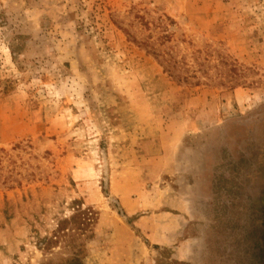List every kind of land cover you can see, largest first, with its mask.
Masks as SVG:
<instances>
[{
    "label": "rangeland",
    "instance_id": "374dc122",
    "mask_svg": "<svg viewBox=\"0 0 264 264\" xmlns=\"http://www.w3.org/2000/svg\"><path fill=\"white\" fill-rule=\"evenodd\" d=\"M77 208L85 264H264V0H0V264Z\"/></svg>",
    "mask_w": 264,
    "mask_h": 264
},
{
    "label": "trees",
    "instance_id": "16d2710c",
    "mask_svg": "<svg viewBox=\"0 0 264 264\" xmlns=\"http://www.w3.org/2000/svg\"><path fill=\"white\" fill-rule=\"evenodd\" d=\"M169 69L174 68L172 61L165 59ZM95 215L90 208H77L76 212L69 218L62 220L57 231L52 237L46 239V245L50 247L52 243L61 241L65 242V247L71 253L67 256H62L60 260H47L42 264H85L83 236H93V228ZM89 232V233H88Z\"/></svg>",
    "mask_w": 264,
    "mask_h": 264
}]
</instances>
